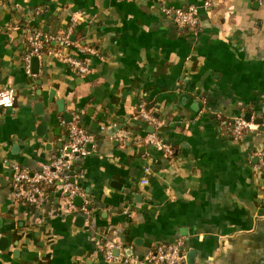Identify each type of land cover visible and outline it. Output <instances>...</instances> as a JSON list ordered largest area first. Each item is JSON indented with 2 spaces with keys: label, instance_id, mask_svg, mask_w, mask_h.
Masks as SVG:
<instances>
[{
  "label": "crops",
  "instance_id": "0c3cea01",
  "mask_svg": "<svg viewBox=\"0 0 264 264\" xmlns=\"http://www.w3.org/2000/svg\"><path fill=\"white\" fill-rule=\"evenodd\" d=\"M202 2L0 0V87L15 92L0 106V264H125L105 258L106 239L143 255L178 238L185 258L195 248L193 264H264V136L227 128L264 116V0ZM162 3L197 5L198 25H179ZM73 15L72 37L97 49L78 53L89 70L47 47L27 71L25 27L58 34ZM57 99L90 136L72 167L88 214L58 191L34 205L13 194L12 163L36 168L67 138ZM140 102L159 126L136 115ZM153 130L170 152L144 141Z\"/></svg>",
  "mask_w": 264,
  "mask_h": 264
},
{
  "label": "built area",
  "instance_id": "2783aa9c",
  "mask_svg": "<svg viewBox=\"0 0 264 264\" xmlns=\"http://www.w3.org/2000/svg\"><path fill=\"white\" fill-rule=\"evenodd\" d=\"M212 3L213 0H203L202 6L209 7ZM160 9L181 26L194 28L198 25V7L195 4L170 6L162 3ZM76 20L77 17L73 15L67 29L58 34H48L40 29L30 26L25 27L28 49L24 54V65L27 71H29V58L32 55L40 56L43 49L47 47L58 58L69 63L77 72L85 73L89 70L87 58L78 55V53L97 54V49L93 45L83 44L79 39L72 37V28ZM71 48H74L75 51H70L69 49ZM14 102V89L11 86L0 87V106L12 107ZM136 115L156 127L161 124V120L153 115L144 102H140L138 105ZM227 123L230 134L235 137L240 136L248 129H257L258 127H260L264 136V116L261 117L260 121H255L252 115L249 118L237 115ZM115 136L120 142H125L130 139L131 131L128 128H122L116 132ZM89 141L90 136L86 129L72 119L68 123L67 138L62 143L57 155L39 162V166L36 168L23 166L18 162L12 163L11 185L15 199L24 204L34 205L38 204L39 197L47 189L48 191H58L65 195L68 210H81L88 214L87 203H89V198L83 188L72 179L75 174L72 167L82 156L90 152ZM144 141L161 146L168 152L171 151L170 145L164 142L155 130L147 132L144 136ZM258 156L261 163L264 164V148L259 152ZM148 169V166L144 167L145 171ZM146 181V178H142V182ZM75 196L82 198L81 205L75 204ZM114 248H117L119 253H114ZM103 252L107 260L121 257L125 264H188L185 258L182 238H178L173 242L159 244L148 249L143 255L132 253L126 255L118 242L106 239L103 242Z\"/></svg>",
  "mask_w": 264,
  "mask_h": 264
},
{
  "label": "water",
  "instance_id": "95a60500",
  "mask_svg": "<svg viewBox=\"0 0 264 264\" xmlns=\"http://www.w3.org/2000/svg\"><path fill=\"white\" fill-rule=\"evenodd\" d=\"M31 60H32V62L37 63V61H38L37 55H32ZM56 102L58 103V110L62 111V113H63L64 120L70 121L72 119V114L64 109L63 99H57ZM258 121H260V120H258ZM77 198H79V196H75L74 200H76ZM194 255H195V248H189L188 251L186 252V261L188 264H193Z\"/></svg>",
  "mask_w": 264,
  "mask_h": 264
},
{
  "label": "trees",
  "instance_id": "16d2710c",
  "mask_svg": "<svg viewBox=\"0 0 264 264\" xmlns=\"http://www.w3.org/2000/svg\"><path fill=\"white\" fill-rule=\"evenodd\" d=\"M50 44H51V42H50Z\"/></svg>",
  "mask_w": 264,
  "mask_h": 264
}]
</instances>
